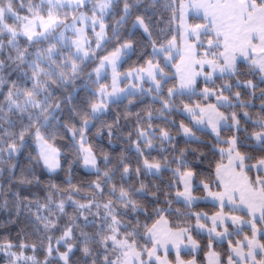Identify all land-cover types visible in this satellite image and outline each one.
Instances as JSON below:
<instances>
[{
  "label": "trees",
  "instance_id": "1",
  "mask_svg": "<svg viewBox=\"0 0 264 264\" xmlns=\"http://www.w3.org/2000/svg\"><path fill=\"white\" fill-rule=\"evenodd\" d=\"M97 1L90 0L86 8L58 7L53 8L52 12L54 17L63 21L61 25H65L81 11L92 14L93 3ZM31 2L41 4V0ZM180 2L181 0H159L153 4L152 0H129V3L133 4L132 14L125 22L118 24L123 15V0H120L118 4L113 5L105 19L108 39L100 48H96L97 39L89 31L91 54L87 59H78L72 47L53 40L51 36L48 40L31 46L25 37L17 38V44L21 49L28 48L29 59H35L33 53L36 50L45 49L50 43H55L57 55L54 58L59 64H67V67L57 69V72L63 71L65 79L70 82L62 84L58 76L54 77L55 83L49 80L50 87L47 92H42L37 99L43 100L47 95L49 111H52L56 118L50 119L47 125L44 124L43 116L38 122L34 119L30 131L25 134L23 147H20L18 133L21 130V122L14 112H8L5 97L11 88V81H15L16 86L22 90L32 88V81L23 75L26 71L28 76H31V69L26 65L15 69V65H10L9 68L0 70V79L4 81L0 84V106H4V113L0 115L6 113L9 119L15 122V127H10L5 121L0 120V149H4L0 151V264L45 262L63 264L58 258L49 256L47 249L49 243L53 247L69 227L73 232L70 243L74 246L69 264H105V257L113 261L120 257L122 260L121 251H113L111 241L108 242L107 248L100 242L101 226L104 234H111L103 220L106 215L103 204L109 201H112L113 207L119 213L118 238L124 239L128 232H135L137 245L150 249L147 229L151 228L162 215L168 219L172 228L190 229L192 236L200 244V250L197 254L183 252L181 257L184 260L196 259L198 264L207 263L206 255L212 244L221 255V264H227L231 254L230 242L234 244L236 240L241 241L245 236L252 237L250 228L237 229L229 226L232 233L230 241L222 244L215 242L211 237L194 229L197 217L192 213L216 214L220 212L219 207L209 203L188 207L178 202L176 198L182 187L179 178L176 177V171L194 173L196 185L194 193L198 196L204 194V189L200 186L202 182L210 184L214 191L220 190L216 179L217 165L226 163L227 156L224 150L229 148V142L233 138L237 139L238 151L245 157H250L246 159L248 164L258 163L264 159V144H258L255 139V133L264 131L260 125V122H264V73L254 68L252 64L240 62L237 66L238 71L234 74L216 76L211 82L199 80L195 93L178 94L172 98L169 96L168 90L178 86V78L174 66L168 64L164 56L156 55L154 50L156 47L167 46L173 36L179 38ZM48 10L49 6L43 3L41 15L47 17ZM24 14L26 13L21 12V15ZM137 15L145 17L150 37L139 27L133 28ZM192 23L203 24L205 21L193 17ZM58 30H54L52 35L56 36ZM7 39L0 37L4 44L0 60L10 64L6 57L9 52L14 56L15 50L7 44ZM208 39L210 37L204 35L200 43ZM127 43L133 45L134 51L122 63L120 74L144 68L148 61H151L158 62L167 79L163 81L161 91L152 89V96L147 92L129 95L110 103L103 113L93 118L91 105L98 104V91L110 85L109 76L97 80L95 71L104 56L116 52ZM73 61L80 71L76 78L71 80ZM42 66L47 68V62ZM41 79L48 80L47 77ZM248 81H252V86L248 85ZM226 85L231 86L230 90L225 89ZM144 86L150 88L149 83H145ZM205 88L225 94L233 104L223 106L215 97L203 96L201 93ZM12 91L15 93L16 88H12ZM237 92L240 94L239 98L236 97ZM25 99L21 96L19 102L23 104ZM165 102L171 106L170 109L163 107ZM57 104L60 105L59 110H55ZM186 105L191 107L215 105L229 118L230 125L221 128L219 136H216L209 129L195 125L192 118L183 112ZM29 112L35 116L39 109L29 107ZM233 113L239 121L234 126L231 124L234 122ZM85 120L88 121L87 127L84 126ZM28 124L29 121L25 118L23 125ZM181 125L190 128L195 138L182 134ZM36 129L40 130L48 144L60 152V164L56 171L48 170L40 158ZM5 130L17 135L5 136L3 135ZM141 131L148 133L147 139H151L152 147L139 137ZM162 131L168 132L170 139H164L161 136ZM81 141L92 151L99 171L86 168L83 163L85 153L80 147ZM13 142L18 150L9 155L7 145ZM137 142L141 149L140 153L136 151ZM145 160L165 166L161 175L150 174L144 166ZM125 166L129 168L127 174L124 173ZM105 173H108V176H105ZM248 175L255 180L252 170L248 171ZM96 184L100 185V189L95 187ZM113 188L115 193L111 194ZM121 188L127 191L129 199L135 202V211L131 205L125 208L119 201ZM61 202L64 203L63 212L57 207ZM90 202L93 204L90 209L78 207L79 204L87 205ZM96 204L100 205L99 209L95 207ZM157 209L165 211L158 215ZM238 214L247 218L244 213ZM37 215L55 221V228L45 229L44 223L36 219ZM85 217L90 222L87 227ZM108 223H111L110 218ZM257 224L264 230V221ZM82 232L88 236L89 255L83 252L85 238L81 235ZM48 237H51V240ZM260 240L264 243V234ZM9 243L12 245L11 248L6 247ZM22 244L25 247H20ZM12 252L33 255L34 259L16 262ZM168 255L172 262L176 261L175 254ZM143 259H147L146 254Z\"/></svg>",
  "mask_w": 264,
  "mask_h": 264
},
{
  "label": "snow or ice",
  "instance_id": "2",
  "mask_svg": "<svg viewBox=\"0 0 264 264\" xmlns=\"http://www.w3.org/2000/svg\"><path fill=\"white\" fill-rule=\"evenodd\" d=\"M120 0H101L99 3H93L92 6V16L87 17L86 14L81 13L80 17H73V20H85L90 19L93 30L98 26L99 31L95 32L97 37V47H100V40L104 38L106 24L104 22V16L107 14L108 10L114 5L118 4ZM159 0H152L153 4L158 3ZM49 10L47 19L41 15V9L43 0L41 4H33L31 0H0V37H7V44L11 49L15 50V55L13 56L11 52L7 55L6 59L9 63H6L5 60H0V70L9 68L10 65H15V69H20L22 65H26L27 68L31 69V76H28L26 71L23 72V75L32 81L31 89H20L16 86L15 81H11V88H9L5 100L7 101L6 107L9 113L14 112L20 122L21 130L18 133V139L21 141L20 147H23V141L25 134L30 131L32 127L33 120L39 121L40 117L43 116L44 124L47 125L50 119H55L52 111H49L50 104L48 96L45 95L43 100H38L37 97L40 96L42 92H47L49 85V80L55 83L54 77H59L60 83L67 84L70 81L65 79V73L63 71L57 72V69L67 67V64L57 63V59L54 57L56 53V44L50 43L49 46L45 49L36 50L33 55L35 59H29L28 48L25 47L21 49L17 44V38L23 36L29 42V46L40 43L42 40H48L49 37L53 40H57V37L52 35L55 28L59 27L63 21H60L58 18L54 17L52 9L58 7H67L74 6L76 9L81 7H87L89 0H67V3L61 5L57 0H47ZM197 9V14L201 15V19L205 21L203 24H196L194 26L186 25L184 22V8L185 5L180 3L179 5V20L180 27L184 31L180 34L183 47H179L176 44V36H173L169 41V47L163 49L165 52H171L175 50V56H169L171 60L179 58L180 63L176 64V71L180 75L181 87L190 88L196 82V77L201 74L205 65H208L215 71L219 69L221 73L223 72H237V61L239 58H244L246 60H251L252 66L258 68L260 72L264 73V0H197L195 4L189 5ZM133 4L129 3V0H123V15L120 17L118 24L125 22L126 18L132 14L131 10ZM97 9H99V16H97ZM21 12L26 14L21 15ZM11 21V23H9ZM65 28H73L77 32H82V30L75 29V24L73 25H64ZM140 27L143 29L144 33L151 36L149 25L146 23L145 17L143 15H137L135 22L133 23V28ZM39 29V30H38ZM114 35H116V30H113ZM195 36L197 40L201 35L210 37L207 41V49L204 51L203 56H201L198 48L204 47L203 43L192 44L189 42L190 37ZM65 39L64 33L61 32L59 35V40ZM57 40V42H59ZM86 42V41H85ZM76 46L77 53L83 51V57L78 56V59H83L89 55L88 51H84L83 45L80 40L77 39L73 42ZM123 48H131V44L127 43L122 45ZM4 44L0 40V54H3ZM120 49H117L116 52L111 54V59L109 56H104L101 61V67L104 66L105 62L112 64L113 73H114V84H115V74H116V64L115 61L118 58ZM210 57V58H209ZM47 62L48 67L45 68L42 65ZM149 69L148 76L152 81L155 82L157 90L161 88V80L164 79V70L160 68L159 65H153L151 61H148ZM72 77L71 80L76 78V74L80 69L78 68L75 61L72 65ZM199 69L200 71H198ZM99 72V68L96 69ZM157 75L160 76V79H157ZM41 77H47L48 80L41 79ZM91 78V74H89ZM208 79V77H206ZM4 83L3 79H0V84ZM248 85L252 86V81H248ZM225 89L230 90L231 86H224ZM12 88H16V92L12 91ZM115 92V87L113 88ZM169 95H174L172 89H169ZM205 94L209 95L208 89H205ZM239 92L236 93V97L239 98ZM21 96H24L26 99L24 103L21 104L19 99ZM222 96V93H221ZM224 101L228 100V97H222ZM221 97H218V100ZM29 107L32 109H39V112L35 116L29 112ZM105 105L95 104L91 105L93 118L95 114L100 112ZM163 107L168 108V103L165 102ZM187 108V106H185ZM199 107V106H197ZM60 105H56L55 110H59ZM53 110V111H55ZM192 111V109H188ZM0 113H4V106H0ZM207 115L208 123L211 125L212 130L216 132L219 136L218 125L221 120H226L227 117L223 113L219 112L215 105H209L207 109H201V119H198V123L203 122V115ZM247 115V113H245ZM151 116V114H149ZM27 118L29 124L27 126L23 125V120ZM0 120L5 121L10 127H15V122L9 119L8 115H0ZM232 120L238 124L239 121L236 119L235 113L232 114ZM88 121L85 120L84 126L87 127ZM261 128H264V122H260ZM183 131L186 135L192 134V130L187 127H183ZM5 136H14L17 134L10 133L7 130L3 132ZM75 135V133H74ZM139 137L144 140V142L152 147L151 139H147L148 133L145 131L139 132ZM35 136L37 141L40 142L41 151L40 158L43 160L44 165L50 170H54L59 167V161L57 159L59 153L58 150L53 148L48 144L47 140L40 134V130L36 129ZM83 136V133H81ZM161 136L164 139H170L168 132L162 131ZM256 139L264 144V131L255 133ZM231 147L228 149V164L227 165H217L216 170V179L219 181V184L223 186V193H209V195L216 196L223 203L225 196L228 197L229 201L234 203L237 200L243 206L248 209L249 215L253 217V220L243 221V223H248L252 225V237L248 238L245 236L244 241H236V246L230 247L232 253H235L236 257H239L240 260H243L245 264H248L250 261L251 264H264V243H261L256 239L257 228L254 223L255 216L257 211L260 213V220L264 221V178L259 176L253 180L248 175V171L251 170V167H258V170L264 168V159L259 160L258 165L246 166L245 160L250 159V157H245L241 155L239 151H235L236 139L233 138L230 142ZM7 150L9 155L12 152L18 150L17 145L13 143H8ZM81 150L86 154L83 156V163L88 166L96 167V158L92 155L89 149H84L83 144H81ZM4 151V149H0ZM136 151L141 152L139 143L137 142ZM233 153H235L233 155ZM144 166L148 170L160 169V165L156 163H149L148 160L144 161ZM247 168V170H246ZM99 171V169H97ZM139 171V169H137ZM129 168L124 167V173H128ZM108 176V173L104 174ZM185 179V189L183 192H178V197H184L187 203H191L194 197L191 194V187L189 185L188 179L192 176L191 172L184 173ZM110 178V177H109ZM95 187L100 189V185L96 184ZM143 187V185H142ZM205 189L208 188V185H204ZM102 191V190H101ZM115 193V188L111 190V194ZM119 201L124 205L125 208L132 206L133 211L136 209V204L134 201L129 199V193L123 188L120 189V194L118 197ZM170 203V202H169ZM93 204H79L80 209H90ZM61 212L64 211V203L61 202L58 206ZM95 207L99 209L100 205L96 204ZM103 208L106 210V215L104 216V224L107 225L108 232L110 235L103 233V226H101V240L100 242L104 244L107 248L109 246L108 242L111 241V247L113 251L120 250L122 253V260L120 257L116 261L109 260L105 257V264H146L143 259L146 254L149 258V262L152 257H156V260L159 264H168L167 260H161L159 256L156 255L157 248L162 244L168 242L177 243L181 241L185 236L189 242L196 246V242L192 240L190 235H187L188 229H179L175 232L170 228L162 230L159 225L167 224V221L163 219L161 215L160 219L152 225L151 228H148L147 231L150 234V242L152 243V248L149 249L145 247H139L137 241L134 238L135 232H128L124 239H120V221L118 219L119 213L113 207L112 201L103 204ZM165 210L157 209V214ZM197 215V222L201 218L199 214ZM109 218L111 223L109 224ZM36 219L44 223V228H55V221L50 220L48 217H41L37 215ZM223 217L219 214L212 218L213 228L209 229V232L215 231L217 221L223 223ZM233 223H236L241 220L240 217H231ZM88 223L87 217H85V227ZM203 227V225H200ZM227 233L225 229L224 233L217 232V236H222ZM84 236V248L83 252L85 255L90 254V250L87 246L88 236L86 233H81ZM73 238L72 228H67L63 235L56 241V244L59 245L63 243L67 250L63 253L59 252L58 248H53L51 243H49L47 252L51 256L55 251L58 253V259L63 261V264H69V256L73 251V245L69 242ZM51 240V237H48ZM6 247L11 248L12 245L9 243ZM20 247H25V245H20ZM139 247V250H138ZM247 249L245 252L244 249ZM259 249V253L257 250ZM15 256V254H12ZM213 255H216L213 253ZM259 256V258H258ZM178 264H183L182 261H179L177 257ZM47 264V262H45ZM189 264H195L194 261H190ZM228 264H239V261L234 260L233 256L230 254L228 257Z\"/></svg>",
  "mask_w": 264,
  "mask_h": 264
},
{
  "label": "crops",
  "instance_id": "3",
  "mask_svg": "<svg viewBox=\"0 0 264 264\" xmlns=\"http://www.w3.org/2000/svg\"><path fill=\"white\" fill-rule=\"evenodd\" d=\"M57 2L59 4H61V5H64V4L67 3V0H57ZM89 2H90V0H89ZM99 2H101V0H98L96 3H99ZM196 2H197V0H181V2H180V3H183L185 5V8H184V22H185L186 25H189V26L196 25V24L192 23V18L193 17L201 19L202 13L200 15H198L197 14V9H195L194 7H190L189 6V5L195 4ZM43 3L48 5L47 0H43ZM66 8H75L74 3H73L72 6H67ZM112 8H113V6L108 10L107 14L104 16V22H105L106 17L108 16V14L111 12ZM81 13L86 14L87 17H91L92 16V14H88L85 11H81L76 17H80ZM179 15H180V13H179ZM97 16H99V9H97ZM45 19H47V17H45ZM66 24L67 25L75 24V29L82 30V32H77L71 27L65 28L64 25H61L60 28L59 27L55 28V30H58V28H59V30L56 32L57 40H59L60 33L63 32L65 39L59 40V42L62 43V44H65V45H68V46L72 47V49L74 50V53L76 54V56L83 57V51L77 53L76 46L73 43L74 41L79 39L81 44L83 45L84 51H88V53H89V55L87 57L83 58V59H87L90 56V54H91V49H90L91 39L89 38V31H91L94 34L95 38L97 39V37L95 35V32L99 31V27L97 26L95 28V30H93V27L91 25L90 19L76 20V21L72 20V21H70V22H68ZM140 29H142V28H140ZM183 31H184V29L180 27V22H179V38L176 39V44L179 47H183V43H182L181 35H180ZM203 36L204 35H201L199 37V40H197V38L193 35L192 37H190L189 42L194 44V45H196V44H198V42H200V40L202 39ZM107 39H108V30H107V25H106L104 38L100 40V47L107 41ZM100 47H97V44H96V48H100ZM168 47H169V44L167 46H165V47H156L155 50H154V53L156 55H158V56H164L166 58V62L168 64H172L174 66L175 75L178 78V86H177L178 94H192V93H195L197 91V85H198V82H199L200 79H206V77H208V79H209V78H213L215 76L234 74L233 72H228V71L221 73L219 69H216L215 71H213V69L211 67H209L208 65H205L203 70L201 71V74L196 77L195 84L192 85L190 88H182L181 87L180 75H179V73H177L176 67H175L176 64L180 63L179 58L176 57V59H174V60L169 59L168 57L170 55L171 56H175V50L173 49L170 53L163 51V49L168 48ZM133 51H134V47H133L132 44H131V48H123V47L120 48V51H119V54H118V58L115 61V64H116L115 84H114V81H113L114 73H113V68H112V64L111 63L105 62L103 67H101V63H100V65L98 66L99 72L95 71V75H96V79L97 80H102L106 76L110 77V85L109 86H104L98 91V94H99V102H98V104L102 103L103 105H105V107L100 112L96 113L95 116H98L101 113H103L107 109V106L110 103H112V102H116V101L122 100V99H124L127 96L132 95V94H139V93L146 92V88L144 86L145 83H149L150 86L156 91H160L161 90L162 81L165 80L167 76H166V74H164V79L161 80V88L159 90H157L155 82L152 81L151 78L147 74L148 73V69H149V64H147V66L144 67V68L134 69V70H130V71L126 72L125 74H120L119 70H120V67H121L122 63L124 62V60L126 59L127 56H129L130 54L133 53ZM198 51H199V48H198ZM108 56L111 59V54L108 55ZM240 62H245V63H250L251 64V60H246V59H244L242 57L238 59L237 66H238V64ZM152 64L153 65H159L158 62H152ZM159 67H160V65H159ZM197 70L200 71L199 69H197ZM208 71H210L211 73H209ZM157 79H160L159 75H157ZM114 87L116 89L115 92L113 91ZM220 105L226 106V105H229V104H220ZM197 106H199V107H197ZM197 106L191 107V109L193 110L191 113L189 112V110H186V114L187 115L190 114L189 116L193 120H195L194 123H195V125L197 127H199V128H201V127L202 128H208L210 131H212V133L214 135L217 136L216 132H214L212 130L211 125L208 123V117H207L206 114L203 115V117H202V119H203L202 123H198L197 122L198 119H201V109H207V107L209 105H206V106L197 105ZM217 110H218V108H217ZM225 117H227V116H225ZM228 125H230V120L227 117L226 120H221L220 121V124L218 125V131H220L221 128L226 127ZM255 139H256V137H255ZM256 142L258 144L261 143L257 139H256ZM237 146L238 145H237V141H236L235 151H238V147ZM230 147H231V145H229V148ZM228 149L224 150V152H225V154L227 156V161H226V163H224L222 165H227L228 164ZM226 151H227V153H226ZM234 154L235 153H233V155ZM245 165L246 166H252V165H258V163L248 164L246 162V160H245ZM86 168L88 170H96L97 169V164H96L95 168L92 167V166L90 167V165L86 166ZM246 170H247V168H246ZM251 170L255 174V179H256L257 176H259L261 178H264V168H261L260 170H258V167H251ZM159 173L160 172H158V174ZM184 179H186V177L184 176V174H181V176H180L181 183H183ZM187 179L190 182L191 194L194 197V199L189 204V203H187L185 201L184 197H178V200L180 202H182L183 204L188 205V206L189 205L190 206H192V205L194 206V205H197V204H200V203H209V204H213V205L219 207L221 210H225L226 209V212L222 211V212H219V213H216V214H209V215H207V214L201 215L200 214V217L203 218V219L202 220L199 219V223L198 222L196 223V225H195V230L196 231H198V232H200L202 234H205L207 236H210L216 242L217 241L224 242L225 240L226 241H230V238H232V233H231V231L228 228L229 226H233V227H235L237 229H239V228H250V229H252V225L251 224L243 223V221L253 220V217L251 215H249L248 209L245 206L241 205L238 200L236 202L232 203V202L229 201L228 197L225 196L224 199H223V203H221V200L219 198H217L216 196H213V195H209L210 192L211 193H223L224 192L223 186L220 185V190L219 191H213L209 186H208L207 189H205V187H204V189H205L204 197H197V196H194L193 193H192V191H193L194 174L192 173V176L190 178H187ZM180 192H183V189ZM228 210L230 212H228ZM238 213L246 214L247 218L239 215ZM217 214H219L221 217L224 218L223 219V223H220L219 221H217V225L218 226H216L215 231L209 232V229L213 228L212 218L214 216H216ZM233 216L240 217L241 220L236 222V223H233V221L231 219V217H233ZM259 217H260V213H259V211H257L254 222L255 221H260ZM163 219L165 221H167V224L165 225V224L162 223L161 225H159V227L162 230H164L166 228L172 229L173 232L179 230V229H173L171 227L169 221L167 220V218H163ZM200 225H203V227H200ZM182 229H185V228H182ZM186 229H188V228H186ZM225 229H227V233L225 235L217 236V234H216L217 232L224 233ZM257 230L259 231V233L256 235V238L257 237L259 238V236L262 235V231L259 230L258 228H257ZM187 235H190L192 240H193V237H192L190 229H188ZM147 238L150 241V234L149 233L147 234ZM236 241H235L234 244H231V247H235L236 246ZM258 241H259V239H258ZM188 242H189V240L187 239V236H185L181 241H178L175 244L172 243V242H168L166 244H162L161 246H159L157 248V252L156 253L162 252L164 254H167V257H168L169 253H173L175 251L180 252V251H178L177 249H174V248L177 247V248H181V250H182V248H183L182 246H184V244L188 243ZM189 245H190L189 249L190 250L194 249L195 253H198V251L200 250V248L198 247L197 243H196V246H193V244L191 242H189ZM231 247H230V250H231ZM151 248H152V243H151L150 249ZM244 251L246 252L247 249L245 248ZM182 252L183 251H181V253ZM257 252L259 253V249L257 250ZM181 253H179L178 255L175 253L176 254V261L172 262L171 260H168L167 261L168 264H178L177 257H179V261H182L183 264H189L190 261H194L195 264H198L196 259L184 260L181 257ZM231 254H232L234 260L239 261V264H245V262L243 260H240L239 257H236L235 253H232V251H231ZM162 257H163V259L167 258L166 255H163V254H162ZM152 260L153 259L151 258V262L150 263L156 264ZM145 261H147L146 264H148L149 258L146 259ZM206 264H208V261H207ZM215 264H221V261L216 262ZM248 264H251V262L249 261Z\"/></svg>",
  "mask_w": 264,
  "mask_h": 264
},
{
  "label": "rangeland",
  "instance_id": "4",
  "mask_svg": "<svg viewBox=\"0 0 264 264\" xmlns=\"http://www.w3.org/2000/svg\"><path fill=\"white\" fill-rule=\"evenodd\" d=\"M200 42H198V44H199ZM203 45H204V47H203V49H199V51H200V54L203 56V53H204V51L207 49V41L206 42H203ZM209 73H211L210 71H208ZM98 74V73H97ZM98 76V75H97ZM216 77V76H215ZM215 77H213V78H209V79H203L204 81H208V82H211V81H213L214 80V78ZM166 79H167V77H166ZM201 80V79H200ZM164 81V80H163ZM163 81H162V83H163ZM152 87L150 86V88H146V92L149 94V95H151V91H152ZM162 89V88H161ZM205 89H208V91H209V95H206L205 94ZM205 89H203V91H202V95L203 96H205V97H208V98H210V97H215V99L217 100V102L219 103V104H233V102L231 101V99L228 97V96H226L225 94H222V96H221V94L219 93V92H217V91H215V90H212V89H209V88H205ZM154 90V89H153ZM173 90V92H174V95H169L171 98L173 97V96H175V95H178V92H177V87L175 88V89H172ZM154 91H156V90H154ZM161 91V90H160ZM152 96V95H151ZM218 97H221V99H219L218 100ZM222 97H228V100L227 101H224L223 100V98ZM153 98H155V97H153ZM193 104H200V103H193ZM109 106V105H108ZM107 106V107H108ZM187 106V105H186ZM226 106H228V105H226ZM171 108V106H169L168 105V108L167 109H170ZM188 109H191V106H187V108H185L184 110H183V112H185L186 113V110H188ZM193 111V110H192ZM192 111H189L190 113L192 112ZM190 115V114H189ZM193 120V119H192ZM193 122H195V120H193ZM231 124L234 126L236 123L235 122H231ZM202 128V127H201ZM205 129H208V128H205ZM182 134H184V135H186L185 133H184V131L182 132ZM189 138H195V136L193 135V133L192 134H189V135H187ZM236 141H237V139H236ZM39 142V141H38ZM81 144H83V142L81 141L80 142ZM80 144V145H81ZM237 145H238V142H237ZM81 147V146H80ZM238 147V146H237ZM54 148V147H53ZM83 148L84 149H89L90 150V148L89 147H87V146H84V144H83ZM39 149H40V151H41V146H40V142H39ZM91 151V150H90ZM84 152V151H83ZM58 153H59V155H58V157H57V159H58V161H59V164H60V152L58 151ZM85 153V152H84ZM91 153H92V151H91ZM226 153H227V151H226ZM86 154V153H85ZM92 155H93V153H92ZM157 164V163H156ZM160 165V164H159ZM89 166V165H88ZM91 167V166H90ZM165 168V166H163V165H160V169L159 170H156V169H152V170H148L147 169V171L150 173V174H153V175H157V176H160L161 175V173H162V171H163V169ZM58 169V167L57 168H55L54 170H50L49 168H48V170H50L51 172H53V171H55V170H57ZM158 172H160L159 174H158ZM187 172H192V171H186V172H179V171H176V177H178L179 178V180H180V176H181V174H184V173H187ZM193 173V172H192ZM194 174V173H193ZM194 178H195V175H194ZM181 182V181H180ZM188 182H189V180H188ZM218 183H219V181H218ZM204 184H206V183H200V186L204 189ZM189 185H190V182H189ZM211 189H212V187L210 186V184H207ZM181 190L183 189V191H184V189H185V179L183 180V183H181ZM219 186H220V184H219ZM195 187H196V185H195V182L193 181V191H192V193H193V195L194 196H197V197H204V194H205V189H204V194H203V196H198V195H196L195 193H194V190H195ZM180 190V191H181ZM213 190V189H212ZM180 191H178V192H180ZM214 191V190H213ZM177 192V193H178ZM176 198H177V201L178 202H180L179 200H178V196L176 195ZM180 203H182V202H180ZM197 205H199V204H197ZM186 206H188V205H186ZM193 206V205H192ZM192 206H188V207H192ZM220 209V208H219ZM226 212V209L225 210H221L220 209V212ZM194 216H196L197 217V215L196 214H201V215H204V214H207V215H209L208 213H205V212H200V213H198V212H193L192 213ZM163 218H166L165 216H163ZM201 220L203 219V218H200ZM168 220V219H167ZM261 221V220H260ZM257 222H259V221H255L254 223H255V225H256V227L259 229V230H261L262 231V234H264V230L262 229V228H260L259 226H258V224H257ZM174 229V228H173ZM194 229H195V227H194ZM252 230V229H251ZM198 232V231H197ZM200 233V232H199ZM259 233V231L257 232V234ZM148 234V233H147ZM202 234V233H201ZM205 235V234H204ZM262 236V235H261ZM261 236H259V238L257 237L256 239L258 240L259 239V241L262 243V241L260 240L261 239ZM193 237V236H192ZM210 237V236H209ZM251 238V237H250ZM148 239V238H147ZM193 240L194 241H196V239L193 237ZM214 240V239H213ZM244 240V239H243ZM243 240H241V241H243ZM215 241V240H214ZM70 242V241H69ZM150 242V241H149ZM216 242V241H215ZM225 242H227L226 240L224 241V242H221V241H217V243H219V244H222V243H225ZM196 243L198 244V247L200 248V244H199V242L198 241H196ZM183 248H182V250H181V248H174V249H177L178 251H180V252H177V251H175V252H173V254H179V253H181V251H183V252H189V253H193V254H197V253H195V251H194V249L192 250H190L189 249V247H190V245H189V242L188 243H185L184 244V246H182ZM53 248L55 249V248H58L59 249V252L60 253H63V252H65L66 250H67V248H66V246L63 244V243H61V244H59V245H57L56 243H55V245L53 246ZM199 250V249H198ZM197 250V251H198ZM73 251H74V246H73ZM73 251H72V253H73ZM196 251V252H197ZM182 252V253H183ZM199 252V251H198ZM14 252H12L11 254H13ZM72 253L70 254V256H69V260H70V257H71V255H72ZM181 253V254H182ZM213 253H215L216 255H213ZM230 253H231V250H230ZM15 254V256H13V258H15V260H16V262L18 261V262H27V261H30V260H33L34 259V256L33 255H28V254H26V253H19V254H17V253H14ZM162 254L163 255H166V257H167V254H164V253H162V252H160V253H156V255L157 256H159L160 257V259L161 260H165V259H163V257H162ZM175 254V255H176ZM232 255V254H231ZM52 257L53 258H58V253L57 252H55L54 251V254H52ZM206 258H207V260L206 261H208V264H215L216 262H219V261H221V255L216 251V249L214 248V245L212 244V245H210V247H209V250H208V253H207V255H206ZM148 259V258H147ZM152 261L153 262H155L156 264L158 263L159 264V262L156 260V257H152ZM166 260L168 261V260H170L169 259V255H168V257L166 258ZM61 261V260H60ZM62 263H63V261H61ZM145 262H147V261H145ZM151 262V261H150ZM150 262H148V264H151Z\"/></svg>",
  "mask_w": 264,
  "mask_h": 264
}]
</instances>
